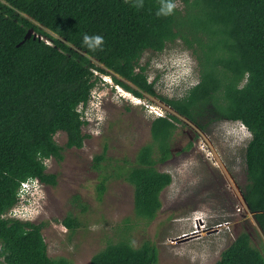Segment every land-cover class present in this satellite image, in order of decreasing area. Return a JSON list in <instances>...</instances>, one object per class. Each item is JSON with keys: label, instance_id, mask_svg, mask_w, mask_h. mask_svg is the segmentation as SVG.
Returning a JSON list of instances; mask_svg holds the SVG:
<instances>
[{"label": "trees", "instance_id": "1", "mask_svg": "<svg viewBox=\"0 0 264 264\" xmlns=\"http://www.w3.org/2000/svg\"><path fill=\"white\" fill-rule=\"evenodd\" d=\"M183 3L171 14L168 3ZM58 35L55 38L48 31ZM85 35L101 36L89 46ZM182 39L193 48L200 81L182 98L162 97L202 130L220 120L241 121L252 133L244 198L264 232V0H0V258L7 264H73L52 258L43 226L3 215L19 202L24 182L57 184L46 160L64 159L55 136L68 148H83L80 105L91 99L100 75L139 98L157 95L140 60ZM176 123H152L154 145L143 147L127 179L135 208L148 220L163 208L162 192L173 182L158 165L174 156ZM191 145L186 147L190 149ZM107 149L96 157L98 165ZM106 189L100 185V196ZM71 231L76 219L65 220ZM91 264H159L150 242H121L96 254ZM216 264H264V254L241 233Z\"/></svg>", "mask_w": 264, "mask_h": 264}, {"label": "rangeland", "instance_id": "2", "mask_svg": "<svg viewBox=\"0 0 264 264\" xmlns=\"http://www.w3.org/2000/svg\"><path fill=\"white\" fill-rule=\"evenodd\" d=\"M176 5L184 8L180 1ZM140 65L146 67L157 95L144 93L138 103L136 95L117 85L115 75H100L90 106L82 108L90 117L84 126L90 135L84 147L68 148L66 133H57L64 159L46 160L57 184L36 180L26 186L15 214L41 224L49 255L73 264H91L100 251L121 242L136 248L150 242L159 251V264H216L243 232L264 254V232L244 198L251 131L241 121L231 120L213 122L202 130L162 99L184 97L201 79L196 53L184 40L168 43L162 52L146 51ZM159 117L176 123L174 156L158 165L160 171L172 174L173 182L162 192V210L148 220L136 212L135 187L127 175L140 150L155 144L152 123ZM106 149V159L98 165L96 157ZM103 182L106 189L100 196ZM69 217L79 223L75 231L66 225ZM181 223L192 228L177 231ZM201 226L208 227L202 239L172 243ZM0 264L7 263L0 258Z\"/></svg>", "mask_w": 264, "mask_h": 264}, {"label": "bare ground", "instance_id": "3", "mask_svg": "<svg viewBox=\"0 0 264 264\" xmlns=\"http://www.w3.org/2000/svg\"><path fill=\"white\" fill-rule=\"evenodd\" d=\"M215 182V181H214ZM213 188V187H212ZM217 190V189H216ZM218 191V190H217ZM221 191V189H220ZM219 192V191H218ZM233 192V191H232ZM221 194V192H220ZM232 195V194H231ZM208 207V206H207ZM208 212V211H207ZM201 213V212H200ZM196 214V213H195ZM201 216V215H200ZM189 220V219H188ZM192 220V219H191ZM182 221V220H181ZM201 222V221H200ZM197 223V222H196ZM204 224V222H203ZM193 225V224H192ZM195 225V224H194ZM209 225V224H208ZM200 227V226H199ZM198 227V228H199ZM203 226H201V229L199 228L197 231L191 232V234L187 235L186 237H181L180 239H178L177 241H173L172 243L177 246V245H186L187 243H191L195 240H200L204 237V235H206L205 231L208 229L207 226H204V228H202ZM191 227V224H187V223H181L176 225V230L177 231H181V230H189ZM216 230V229H215ZM183 234V233H182ZM177 239V238H176ZM173 245V246H174Z\"/></svg>", "mask_w": 264, "mask_h": 264}, {"label": "clouds", "instance_id": "4", "mask_svg": "<svg viewBox=\"0 0 264 264\" xmlns=\"http://www.w3.org/2000/svg\"><path fill=\"white\" fill-rule=\"evenodd\" d=\"M176 8V4L175 3H168L167 4V13L168 14H171L172 12H173V10ZM84 41H85V43L86 44H88L90 47L91 46H93V43H94V45L95 46H99V45H101L102 43H103V38L101 37V36H94V37H89V36H87V35H85V37H84ZM93 93H92V95H91V99H90V101H89V103L87 104L88 106H90L89 104H90V102L93 100ZM86 105V106H87ZM84 108H85V105H84ZM86 111H89V110H86ZM36 180H30L29 181V184H32V183H34ZM24 189L25 188H21V190H20V192H19V198L20 197H22L23 198V196L25 197V192H24ZM26 202H28V200H26ZM19 203H20V201L18 202V204L17 205H19ZM21 218V217H20ZM23 219V218H22ZM24 220H26V219H24ZM27 221V220H26Z\"/></svg>", "mask_w": 264, "mask_h": 264}, {"label": "built area", "instance_id": "5", "mask_svg": "<svg viewBox=\"0 0 264 264\" xmlns=\"http://www.w3.org/2000/svg\"><path fill=\"white\" fill-rule=\"evenodd\" d=\"M123 91H124V90H123ZM124 92H125V91H124ZM125 93H126V95L129 94L128 96H130V93H129V92H125ZM133 98H134V100H135L136 102H138V103H139V101H141V98H137V97H135V96H134ZM82 108H84V105H80V107H79V110H80L81 112H83ZM89 118H90V117H89L87 114L84 113V115H83V119H84L85 121H88ZM28 185H29V182H24L22 187H23V188H26V186H28ZM21 200H22V197L19 198V201H21ZM16 207H17V205H15L12 209H10L7 213H5V214L3 215V217H5V218H17V219L24 220V219L18 217V216L15 214V212H16Z\"/></svg>", "mask_w": 264, "mask_h": 264}, {"label": "water", "instance_id": "6", "mask_svg": "<svg viewBox=\"0 0 264 264\" xmlns=\"http://www.w3.org/2000/svg\"><path fill=\"white\" fill-rule=\"evenodd\" d=\"M261 227V226H260Z\"/></svg>", "mask_w": 264, "mask_h": 264}]
</instances>
